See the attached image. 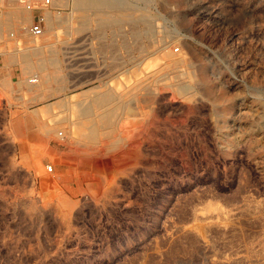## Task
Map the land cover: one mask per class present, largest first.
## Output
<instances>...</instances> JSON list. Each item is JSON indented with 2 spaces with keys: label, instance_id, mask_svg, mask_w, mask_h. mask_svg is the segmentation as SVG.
<instances>
[{
  "label": "rangeland",
  "instance_id": "374dc122",
  "mask_svg": "<svg viewBox=\"0 0 264 264\" xmlns=\"http://www.w3.org/2000/svg\"><path fill=\"white\" fill-rule=\"evenodd\" d=\"M123 1L16 47L46 68L0 85V264H264V0Z\"/></svg>",
  "mask_w": 264,
  "mask_h": 264
},
{
  "label": "crops",
  "instance_id": "0c3cea01",
  "mask_svg": "<svg viewBox=\"0 0 264 264\" xmlns=\"http://www.w3.org/2000/svg\"><path fill=\"white\" fill-rule=\"evenodd\" d=\"M51 9H52V7L49 10L46 11L47 16H48V12H50V13L52 12ZM28 11L31 14V20H32L33 16L38 12V10H28ZM46 28H47V21H46L44 30ZM12 32H13V36L12 35L8 36V34H5V32H4V37L7 40L0 39V85H2V86L10 85L12 83V81L14 80L12 74L10 73L9 75H7V72H6V70L11 68L12 65H18L19 68H20V71H21L20 74L21 75H20V78L18 80H16L17 84L19 85L18 82L24 76L23 69H25L24 65L27 63V60L30 61V62L32 61L33 64L35 63L34 65H36V66L40 62H43V59L39 58V57L37 58L36 61H33L32 59L30 60V52L35 51V50H32V49L25 50L24 49V47L28 44V42L25 41L27 38L30 39V38H33V37L35 38L36 37L38 42L42 43V38L40 37V35L39 36H32L26 29H23V28H20V30H19L17 35L14 34V31H12ZM46 34H43L42 36L46 37L47 36ZM54 37L56 38V32L54 33ZM21 41H23L24 43H27V44H24L22 46V49H17L16 47H18V46L21 47V44H20ZM52 45H53V43L52 44H48V45H44L40 50H38V52L42 51L44 49V47H46V46L49 47V46H52ZM25 59H27V60L21 66L19 64L18 60H25ZM39 59H41V60H39ZM36 72H39V71H36ZM25 73L26 74H30L26 70H25ZM39 73L42 75L41 71ZM48 74L51 77V74L49 72H48ZM7 80H9L10 83H7ZM21 128L22 127H18L15 130L21 133V130H22ZM50 128L51 127H36V128L32 127V131H36V132L45 131L46 133L48 132L47 134H49L50 131H51ZM59 130H61V129H59ZM71 131H72V127H71ZM76 131H77V133L79 132L78 133L79 140H76V138L73 137L74 143L75 142L78 143V142L81 141V133H80V131H78L77 127H76ZM64 134H66V137L68 136V134L66 132H64ZM47 137H48V135H47ZM41 142H42L41 144L43 145L44 148H48L49 149L48 150L49 152L50 151L51 152L52 151L53 152H57V157H58L57 160H58V162L56 164H57L58 168L60 169V171L62 170L63 172H65L67 169L65 167H63V166L68 165V162H69V160H68L69 159V155L66 152V150H64V148L62 150V149H59V148L57 149V148H53L52 146H50L49 144H50L51 140H47L46 136L43 139H41Z\"/></svg>",
  "mask_w": 264,
  "mask_h": 264
},
{
  "label": "bare ground",
  "instance_id": "6f19581e",
  "mask_svg": "<svg viewBox=\"0 0 264 264\" xmlns=\"http://www.w3.org/2000/svg\"><path fill=\"white\" fill-rule=\"evenodd\" d=\"M73 4L76 7V9H94L97 8L100 10H104L106 8H114V7H127V3H125L123 0H73ZM1 12V11H0ZM106 12V11H105ZM112 13V12H111ZM25 19L26 21L29 23L31 20V14L29 13V11L27 13H25ZM105 14V13H104ZM2 15V13H0V16ZM109 15V14H108ZM144 15V14H143ZM112 17V15L110 16ZM107 19V18H106ZM130 20V19H129ZM2 25V24H0ZM50 25V23H49ZM2 30V29H1ZM44 33V32H43ZM42 33V34H43ZM41 34V35H42ZM13 36V34L11 33L10 36ZM40 35V36H41ZM47 35V34H46ZM31 47V46H30ZM34 48V47H33ZM32 62V61H31ZM30 61L27 60V63L25 64V69L28 72H36V71H41V73L45 72V68L46 65L44 64V62H40L37 66L33 64V62L31 63ZM39 73V72H38ZM46 76V75H45ZM44 77V76H43ZM102 95V99L108 98L109 94L108 93H101ZM99 101V100H98ZM90 108V103H85L83 104V109L84 111H87ZM71 114L68 113V116H66V118L68 119L69 116ZM65 116V115H64ZM77 126H75L76 128Z\"/></svg>",
  "mask_w": 264,
  "mask_h": 264
},
{
  "label": "built area",
  "instance_id": "2783aa9c",
  "mask_svg": "<svg viewBox=\"0 0 264 264\" xmlns=\"http://www.w3.org/2000/svg\"><path fill=\"white\" fill-rule=\"evenodd\" d=\"M52 1L53 0H22L24 8L27 10H38V12L33 16L32 20L26 25H22L21 28L26 29L32 36H39L43 33L45 24L47 21V14L46 11L49 10L52 7ZM59 13L60 11L58 10ZM178 48H175L177 50ZM57 136L59 138H63V131L58 130ZM47 170L52 169V165L48 164L46 165Z\"/></svg>",
  "mask_w": 264,
  "mask_h": 264
}]
</instances>
